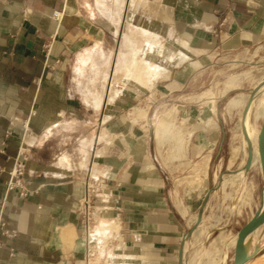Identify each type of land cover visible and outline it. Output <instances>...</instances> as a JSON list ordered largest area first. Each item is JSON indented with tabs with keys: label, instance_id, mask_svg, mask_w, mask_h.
Masks as SVG:
<instances>
[{
	"label": "crops",
	"instance_id": "crops-1",
	"mask_svg": "<svg viewBox=\"0 0 264 264\" xmlns=\"http://www.w3.org/2000/svg\"><path fill=\"white\" fill-rule=\"evenodd\" d=\"M232 64L264 69V0H0V225L16 232L1 236L0 264H85L80 182L90 166L109 189L100 228L121 212L116 264H179L208 195L191 198L157 159L150 129L166 109L184 126L187 162L210 156L214 188L206 236L187 241L182 260L215 242L223 254L260 204L239 210L214 185L229 168L216 97L202 96Z\"/></svg>",
	"mask_w": 264,
	"mask_h": 264
},
{
	"label": "rangeland",
	"instance_id": "rangeland-1",
	"mask_svg": "<svg viewBox=\"0 0 264 264\" xmlns=\"http://www.w3.org/2000/svg\"><path fill=\"white\" fill-rule=\"evenodd\" d=\"M242 61V60H241ZM236 66L232 64L229 66L228 70L223 71L218 76V81H216L212 87L214 88V91L216 90V96L214 91H209L207 94L202 96V99H205V101H215L216 97V109L218 110L219 119L217 125L220 126V129L218 131L220 132V139L219 144L222 145V160L225 162H228L231 151L233 147L240 145V140L237 137V126L238 121L243 113V110L239 107L234 109L232 112H228L226 110V105L228 101L231 99L237 97L240 94L244 95H251L253 93V87H254V77L249 76L248 74L253 71L254 69H246L242 68L240 70H235ZM148 71H150L148 69ZM236 76L237 79L235 80V87L236 91L229 93L228 95L225 94V82L231 78ZM207 105H210V103H207ZM171 111H168L167 109L163 111L161 116L159 117L158 121L162 116L169 113ZM173 121L171 124V127L168 129L167 137L164 140L158 141L155 138V135L152 136V143L157 144V150L159 152V155L157 156V159L161 165H164L168 168L171 175L173 176V181H175V185L180 187L183 191H191V198L199 196V193L196 192L191 187V182L193 177H197L200 175L199 165L202 164L201 162H187L186 153L189 147V141L188 137L185 134V129L181 121L177 119V113L174 111L173 113ZM151 127L150 131L154 134V130L156 127V124ZM220 122V123H219ZM213 127L212 124L208 125V128ZM255 129V132L259 133V128L257 131L256 127H253ZM255 146H258L256 143ZM176 168H175V167ZM174 167V168H171ZM244 167V162L241 160L239 163L236 164V166L231 169L232 171H241ZM226 169L222 171H226ZM220 172V173H221ZM96 174L99 176V174L96 172ZM95 174V175H96ZM209 174V172H208ZM101 177V176H100ZM209 180V185L211 184L212 180ZM229 189V197L236 201L237 203L241 200H243L246 196H242L243 193H247L248 196L251 197V202H253V205L256 206L257 203L260 201V173L258 169L252 170L250 175L247 177V181L244 183V186L240 190H236L232 187H226V190ZM187 195V192H186ZM183 197V196H181ZM180 197V198H181ZM190 198V199H191ZM188 199V201H190ZM248 200V199H247ZM175 203L178 205V207L181 209L183 204L180 201L179 198L175 200ZM248 204H243L242 207L248 206ZM110 225H106L108 227H105L103 230L106 231L109 229H113L115 231H119L120 228L117 224H115V221H110ZM113 225V228H112ZM102 251V250H101ZM98 253L96 264H116L115 257L112 255V251L106 250L104 252V257H100L102 255V252ZM263 252L258 256L257 259L251 261L249 264H264V254ZM102 261L100 262V260ZM86 264V262H84Z\"/></svg>",
	"mask_w": 264,
	"mask_h": 264
},
{
	"label": "bare ground",
	"instance_id": "bare-ground-1",
	"mask_svg": "<svg viewBox=\"0 0 264 264\" xmlns=\"http://www.w3.org/2000/svg\"><path fill=\"white\" fill-rule=\"evenodd\" d=\"M181 45L185 46L186 44H181ZM148 66L150 67V65ZM149 69H151V67ZM248 75L254 77L253 93L249 96L240 94L237 97L228 101L226 105V110L228 112H232L234 109L239 107L242 110L247 109V114H246V121L244 124H241L240 122L242 114L239 118L236 133L238 139L240 140V145L233 147L228 160L229 170L233 169L236 166V164L239 163V161L241 160L244 162V167L241 171L231 170L232 173L221 176L214 183V185H216L217 182L221 181L224 190H226V187H232L235 188L236 190H240L244 186V183L247 181V177L244 175V171L246 170L249 150L253 152L252 170L258 169L259 173H261L263 169L261 139L259 133L255 132V129H253V127H256L258 131L259 109L264 96V69L263 70L254 69ZM236 79L237 77L234 76L229 78L225 82V89H224L225 94L228 95L229 93H232L237 90L235 87ZM173 116H174L173 112H169L164 116H162L158 121V123L156 124L154 135L158 141L164 140L167 137L166 135L168 133V129L171 127ZM256 143L258 144V146H255ZM209 162H210V156L205 158L202 164L198 166L200 170V175L191 178L192 179L191 187L202 196L204 195L207 196L209 194V180H208ZM243 195L246 197L242 201L241 200L239 201V210L243 208L242 207L243 204H248V202L250 203L251 201V197L248 196L247 193L242 192V196ZM227 197L230 198L229 194L227 195ZM229 211L230 209H228V212ZM194 222L195 220L193 219L191 221V225H194ZM256 222H257V215L255 216L249 227L250 231L255 227ZM260 230H264V224L261 226ZM205 236H206V229H204L203 227L202 228L199 227L195 231L192 237L194 239H200V238H204ZM245 243H246L245 241H240L239 246L244 245ZM216 246L217 243L215 242L212 244L211 249H214ZM211 249L207 250L202 255H200L201 252L197 253L194 260L190 264H218L219 261L218 259L221 257L222 252L216 250V252L213 253ZM186 250H187V246L185 247V251ZM246 254L240 256V258L246 256ZM183 261H184L183 263H186L184 256H183Z\"/></svg>",
	"mask_w": 264,
	"mask_h": 264
},
{
	"label": "built area",
	"instance_id": "built-area-1",
	"mask_svg": "<svg viewBox=\"0 0 264 264\" xmlns=\"http://www.w3.org/2000/svg\"><path fill=\"white\" fill-rule=\"evenodd\" d=\"M59 14L55 13L54 18H59ZM102 119L99 126L96 128V140L100 139V129L102 127ZM92 166L86 171L85 176L80 182V221H81V236L85 246V262L86 264H96L98 253L109 250L113 247L119 231L109 229L104 231L99 226L102 219V214L99 210V205L106 201L109 196V189L106 185L105 179L98 176ZM24 175L23 167H19L15 172L16 179L22 178ZM15 183H11L13 189ZM121 212L115 216V224L120 225ZM113 228V225H112ZM0 239L1 236L14 237L16 232L14 230H6V224L0 225ZM1 247V245H0Z\"/></svg>",
	"mask_w": 264,
	"mask_h": 264
},
{
	"label": "water",
	"instance_id": "water-1",
	"mask_svg": "<svg viewBox=\"0 0 264 264\" xmlns=\"http://www.w3.org/2000/svg\"><path fill=\"white\" fill-rule=\"evenodd\" d=\"M246 114L247 109L243 110L242 117H241V124H244L246 121ZM259 136L261 139V148H262V155H263V169L260 173V204L257 210V222L255 227L249 231V227L251 223L246 226L230 243V245L225 249L223 254L221 255L220 261L218 264H247L251 260L257 258L263 251H264V236H257L261 226L264 224V96L262 99V103L259 109ZM253 167V152L249 150L248 158H247V165L246 170L244 171V175L248 177L252 171ZM232 173L231 170L227 169L216 175L215 180L217 181L221 176L227 175ZM214 192V188H209V194L207 198L202 202L199 211L195 215V222L193 228L187 233L185 236V240L183 245L180 247L178 253L179 264H184L182 260V254L185 249V243L189 241L195 231L201 225V214L204 208V205L208 202L209 198L211 197L212 193ZM255 218V217H254ZM240 241H245L246 243L239 246ZM252 250L250 253L249 251ZM247 253V254H246ZM246 254L242 259L238 258L242 255Z\"/></svg>",
	"mask_w": 264,
	"mask_h": 264
}]
</instances>
